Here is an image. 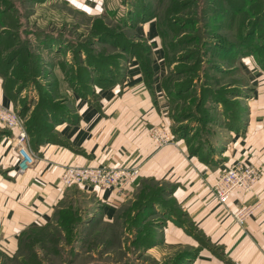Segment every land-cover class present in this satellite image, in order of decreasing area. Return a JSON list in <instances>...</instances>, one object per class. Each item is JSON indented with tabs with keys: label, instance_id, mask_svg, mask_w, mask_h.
<instances>
[{
	"label": "crops",
	"instance_id": "obj_1",
	"mask_svg": "<svg viewBox=\"0 0 264 264\" xmlns=\"http://www.w3.org/2000/svg\"><path fill=\"white\" fill-rule=\"evenodd\" d=\"M138 27V28H137ZM139 39L152 50V75L147 79L139 60L131 58L124 78L109 87L93 85V95L82 97L70 83V71L54 67L56 89L67 98L68 117L55 123L52 140L30 147L35 161L28 171L18 170L16 131L0 124V264L20 254L22 236L57 222L60 211L88 200L89 216L100 214L111 224L121 220L126 250L133 249L138 231L129 227L137 215L133 205L151 187L163 189L155 204L157 242L142 252L144 263L174 264L181 253H191L177 264H264V206L241 226L233 213L242 205L264 201V83L249 80L242 86L243 121L235 130L227 126L221 103L216 121L209 124L208 141L189 140L181 122L171 116L163 86L167 73L164 43L153 20L137 26ZM157 29V30H156ZM246 94L245 89H250ZM0 105L19 112L6 93L0 75ZM154 126H166L176 142L159 147L150 136ZM191 134V135H190ZM257 166L262 177L253 192L236 191L221 204L213 186L234 162ZM66 166L138 167L140 173L124 192L110 187L63 186ZM93 220V219H92Z\"/></svg>",
	"mask_w": 264,
	"mask_h": 264
},
{
	"label": "rangeland",
	"instance_id": "obj_2",
	"mask_svg": "<svg viewBox=\"0 0 264 264\" xmlns=\"http://www.w3.org/2000/svg\"><path fill=\"white\" fill-rule=\"evenodd\" d=\"M246 1L241 8L236 0H0L1 10L10 9L9 15L0 17L3 54H17V59L3 69L8 92L16 104L19 102V112L27 120L29 137V119L37 107L38 121L48 128L53 119L41 105H49L52 96L67 102L55 91L51 71L74 63L71 47L81 48L82 59L94 54L125 70L131 53L115 43L121 42V36L141 41L132 21L141 19L143 13L155 19L165 41L164 81L171 116L185 124L180 127L185 136L197 123L189 140L206 143L209 124L217 119V105L221 103L227 118L226 110L237 113L239 108L227 105L232 95L241 96L242 86L249 80L258 85L262 79L264 83V0ZM248 10L255 19H247ZM253 23L257 32L247 38L244 52L235 59L226 56L230 49L240 47ZM249 91L251 88L245 89L250 97ZM236 100L241 104V99ZM88 203L84 199L72 209L83 219L81 222H61L59 213L56 223L24 234L17 260L5 264H152L140 260L142 252L137 248L126 250L121 220L111 224L98 213L89 216ZM154 215L150 220L155 226Z\"/></svg>",
	"mask_w": 264,
	"mask_h": 264
},
{
	"label": "trees",
	"instance_id": "obj_3",
	"mask_svg": "<svg viewBox=\"0 0 264 264\" xmlns=\"http://www.w3.org/2000/svg\"><path fill=\"white\" fill-rule=\"evenodd\" d=\"M224 2L227 3H233V0H224ZM246 0H236V3L238 4L239 7L242 8V6H246ZM241 4V5H240ZM233 5V4H229ZM10 9H0V17L1 16H6L9 15ZM234 11H237V9H234ZM248 13V20L250 21L253 16H251L250 11H246ZM245 13V14H246ZM141 14V19L137 17L133 22V27H137L141 23H147L155 20L153 17L148 15H144L143 13ZM138 16L137 14L134 13V17ZM255 19V17H253ZM245 22V20H244ZM158 31H159V26L157 25ZM252 29L248 30L244 38L239 42L240 47H237V49H230L228 52L229 55L226 56H232V59H235V56H238V53L244 52L243 47L244 44L246 43L247 38L250 36H254L255 33L257 32V28L252 24ZM183 34L186 33L185 30L182 32ZM160 36L163 38V35L161 34V30L159 31ZM121 42H117L115 44L120 45L121 49L126 50L128 53H131V56H135L139 60V66L145 73V76L147 79L151 78L152 75V50L150 45L146 41H130L127 38H124L121 36L119 38ZM163 43H164V49L166 51V46H165V41L163 38ZM144 44V45H141ZM238 44V45H239ZM135 45H139V47H134ZM71 50L73 51V64L68 65L67 67H63L64 69H69L70 71V83L74 87L75 91L81 95L82 97H86L90 94H93L94 92V86L99 87V88H105L109 87L117 82H121L124 78V73H123V67L120 65H113L110 64V61H102L99 57L92 55H86V59H82L81 55V48L80 49H74L73 46L71 47ZM83 51H85V48H83ZM4 51L2 50L1 44H0V75L5 77L6 79V93L10 98H14L13 94H11L8 86H7V74L5 67L3 69V66L9 65L17 59V54L14 56H5ZM86 53V51H85ZM234 54V55H233ZM131 57V58H132ZM84 62V63H83ZM54 77V89L56 92V84L57 80ZM163 86L166 89L165 81L163 78ZM232 85V84H230ZM168 87V86H167ZM61 101V102H59ZM230 103H227V105H237L236 111L237 113H233L231 109L226 110V116L228 118L227 126L235 130L240 126L242 123V116H243V107L242 105L235 99L231 100L229 99ZM49 105H41V108L46 114H51V117L53 119V123L50 124V127L45 128V125L42 121H38V112L37 110L40 109V107L36 108L35 111L33 112V115H31L29 119V126L30 130L29 133L32 138V146L34 148L37 146V144L46 139H51L52 140V130L55 126V123H57L59 120L66 118L70 114V107L68 103L57 97L56 99L53 98L49 102H47ZM30 109V106L26 107L24 110L28 111ZM20 116L22 117V114L19 112ZM24 117V116H23ZM25 119V118H23ZM25 122L27 120L25 119ZM44 125V127H42ZM42 127V128H40ZM163 195V189L159 187H151L149 190H146L141 197L136 201V203L133 205L134 210H136L137 215L134 218H130L128 223L130 228H135L138 233L135 236V240L133 242V248L136 250H139L140 252H144L148 247H151L157 242V234L154 232L153 227L154 223L153 221L150 220L151 215H153L155 211V204L157 205H164L162 202V198H160ZM73 208H68L65 210L60 211L61 213V222L64 221H70L71 225L76 223L77 221L80 220L83 221V219H80V217L75 214L72 210ZM79 222V223H80ZM47 227H42L39 229H46ZM37 229L32 230L33 232L36 231ZM31 231V233H32ZM143 254V253H142ZM191 256V253H181L177 257L176 261H174V264L177 263H186V259Z\"/></svg>",
	"mask_w": 264,
	"mask_h": 264
},
{
	"label": "built area",
	"instance_id": "obj_4",
	"mask_svg": "<svg viewBox=\"0 0 264 264\" xmlns=\"http://www.w3.org/2000/svg\"><path fill=\"white\" fill-rule=\"evenodd\" d=\"M0 124L16 131L15 143L19 150L18 170L20 173H25L35 161L25 120L18 111L0 105ZM149 133L159 147L176 142L175 136L166 126H154ZM139 173L138 167L66 166L61 177V184L63 186L78 184L83 187H110L124 192L135 181ZM261 177L262 172L257 166L237 161L219 176L213 186V192L219 203L224 204L236 191L253 192ZM263 206L264 201L257 198L252 203L240 206L233 213L234 219L243 226Z\"/></svg>",
	"mask_w": 264,
	"mask_h": 264
}]
</instances>
